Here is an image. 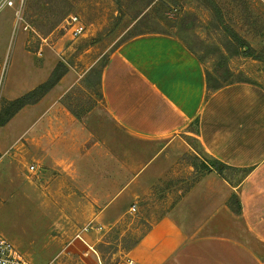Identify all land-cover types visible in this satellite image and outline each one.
Listing matches in <instances>:
<instances>
[{"label":"crops","instance_id":"1","mask_svg":"<svg viewBox=\"0 0 264 264\" xmlns=\"http://www.w3.org/2000/svg\"><path fill=\"white\" fill-rule=\"evenodd\" d=\"M55 47L45 51L41 69L30 64L11 68L2 92L6 100L47 80L59 63L54 53L61 50L54 52ZM26 53L21 40L17 56ZM80 78L67 71L37 104L24 107L0 126L3 131L16 119H26L28 125V134L0 133V162L24 135L29 144L42 136L44 144L31 149L62 166V175L52 176L50 187L64 179L67 186L68 171L79 169L70 155L83 157L81 148L91 139L89 151L102 159L92 164L90 184L111 189L93 199L103 206L76 235L84 255L93 250L102 229L122 218V204L158 184L184 155L193 153L186 137L194 136L208 155L231 168L248 170L247 175L237 185L215 171L201 175L151 224L128 251L127 261L117 264H264V90L252 83H234L210 92L204 67L189 46L158 33L135 36L111 52L100 77L101 99L77 119L60 100ZM59 104V115L52 113ZM39 130L44 134H35ZM66 140L74 144L69 153L58 147ZM64 154V159L57 157ZM232 196L238 208L229 205ZM47 219L46 234H52L55 222L63 229L65 221ZM95 262L101 264L99 256Z\"/></svg>","mask_w":264,"mask_h":264},{"label":"rangeland","instance_id":"2","mask_svg":"<svg viewBox=\"0 0 264 264\" xmlns=\"http://www.w3.org/2000/svg\"><path fill=\"white\" fill-rule=\"evenodd\" d=\"M70 15L78 16L86 26L85 33L76 39L70 38L64 29ZM150 33L184 41L204 67L210 90L241 83L238 81H247L264 90V0H23L20 6L17 2L14 8L0 9V126L17 114L10 117L13 108L2 94L12 74L11 68L30 64L41 69L45 51L56 46L54 52L61 50L54 53V56L58 54L59 63L81 77L65 97V102L76 109L81 102L89 103L87 95L97 100L90 93L100 90L99 74L111 52L128 39ZM21 40L29 54L17 56ZM61 108L60 104L56 105L52 113L59 115ZM17 120L7 129L1 128L0 133L28 134L26 119L20 123ZM40 124L42 127L43 120ZM87 128L91 130V126ZM190 130L195 133L196 124ZM35 134L44 132L39 130ZM186 140L194 147L190 158H181L158 184L122 204V218L100 231L93 250L86 256L83 246L75 241L76 235L90 225L93 214L103 206L93 199L111 189L106 184H90L95 174L92 164L99 163L102 156L91 154L89 139L81 148L83 157L76 160L75 154L70 155L79 169L66 173L67 186L64 179L50 187L54 175H62V166L50 164L49 156L31 149L44 144L42 136L29 144L24 135L17 148L5 152L0 162V235L31 264H97V256L101 264L127 261L131 246L151 224L211 169L202 168L205 161L232 185L245 176L243 170L225 169L213 163L194 136ZM72 146L71 140L58 145L68 153ZM57 157L64 159L67 155ZM31 165L36 171L28 174L26 170ZM61 195H64L62 200ZM232 205L236 207L234 202ZM133 206L135 211L131 210ZM47 218L65 221L63 229H58L55 222L51 225L55 227L52 234H46Z\"/></svg>","mask_w":264,"mask_h":264},{"label":"trees","instance_id":"3","mask_svg":"<svg viewBox=\"0 0 264 264\" xmlns=\"http://www.w3.org/2000/svg\"><path fill=\"white\" fill-rule=\"evenodd\" d=\"M184 42V41H183ZM191 49V48H190ZM67 72V68L62 64V63H58L57 66L55 67V69L53 70V72L50 74V76L48 77V79L39 84L38 86H36L35 88H33L32 90L28 91L27 93L23 94L22 96L11 100V101H7V105H9L10 107L13 108V113L11 114L10 117H12L14 114L18 113L21 109H23L26 106H30V105H34L37 104L61 79V77H63V75ZM101 73H102V69L100 71L99 76L101 77ZM100 77H99V81H98V87L100 85ZM206 80H207V88L210 92H214L218 89H220L221 87H217L214 90H210L208 86V79H207V75H206ZM241 83H249L247 81H238ZM93 94L90 93V95H95L97 100L101 99V92L98 89V91H94L92 92ZM67 95H64L60 102L61 104L77 119H80L82 115H84L86 112L90 111L96 104V100H92L89 96L87 95L86 97L89 99V103L88 102H81L77 105V108L75 109V107H72L70 104H67L65 102V97ZM10 119V118H9ZM189 143V142H188ZM190 144V143H189ZM192 147V146H191ZM194 149V147H193ZM210 157L211 161L215 164L220 165L221 167L225 168V169H235V168H231L221 162H219L218 160H216L215 158L211 157L210 155L208 156ZM190 158V155H185L183 156V159H187ZM196 160H198L196 157H194ZM193 166V168H195V164H191ZM202 168L205 169H210L209 171H215L217 172L220 176H222L225 180H227L222 174L221 172L210 166V164L208 162H204ZM235 170H239V169H235ZM241 170V169H240ZM245 175H247L248 170H243ZM228 181V180H227ZM195 182V181H194ZM233 202L236 204V208H238L239 204L238 201L236 200L235 196H232L229 200V205L233 206ZM138 243L135 242V244H133L131 246L134 247L136 244ZM130 248V249H131Z\"/></svg>","mask_w":264,"mask_h":264},{"label":"built area","instance_id":"4","mask_svg":"<svg viewBox=\"0 0 264 264\" xmlns=\"http://www.w3.org/2000/svg\"><path fill=\"white\" fill-rule=\"evenodd\" d=\"M23 0H0L1 8H14L18 2L19 6ZM18 18H20L17 12ZM64 29L69 33L70 38L76 39L80 37L86 31V26L83 21L75 15H70L65 20ZM29 173L36 171L35 166L31 165L28 167ZM132 211H135V206L132 207ZM87 228H84L86 230ZM77 237H79L77 235ZM80 239V238H79ZM81 240V239H80ZM82 241V240H81ZM0 264H31L26 260L23 255L18 251V249L5 237L0 235ZM127 264H134L133 262H128Z\"/></svg>","mask_w":264,"mask_h":264}]
</instances>
